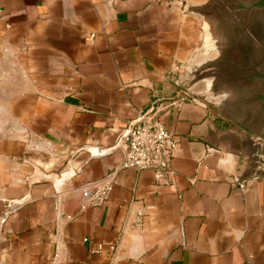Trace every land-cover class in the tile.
Returning <instances> with one entry per match:
<instances>
[{
  "label": "crops",
  "instance_id": "0c3cea01",
  "mask_svg": "<svg viewBox=\"0 0 264 264\" xmlns=\"http://www.w3.org/2000/svg\"><path fill=\"white\" fill-rule=\"evenodd\" d=\"M212 1L0 0V264H264V138L200 97L202 73L180 80ZM153 101L178 137L172 184L118 169L81 209Z\"/></svg>",
  "mask_w": 264,
  "mask_h": 264
},
{
  "label": "water",
  "instance_id": "95a60500",
  "mask_svg": "<svg viewBox=\"0 0 264 264\" xmlns=\"http://www.w3.org/2000/svg\"><path fill=\"white\" fill-rule=\"evenodd\" d=\"M252 2L213 0L194 10L211 16L214 34L223 38L222 55L207 64H220L209 72L221 73L232 89L230 116L264 138V0Z\"/></svg>",
  "mask_w": 264,
  "mask_h": 264
},
{
  "label": "built area",
  "instance_id": "2783aa9c",
  "mask_svg": "<svg viewBox=\"0 0 264 264\" xmlns=\"http://www.w3.org/2000/svg\"><path fill=\"white\" fill-rule=\"evenodd\" d=\"M171 102L175 104L174 100ZM156 103L153 101L148 105L122 133L119 143L123 144L124 155L118 166L79 186L81 209L101 206L108 200L118 169L150 170L157 184H172L175 174L172 159L178 147V137L166 127L156 111ZM143 217L144 212L138 210L133 225L140 227Z\"/></svg>",
  "mask_w": 264,
  "mask_h": 264
},
{
  "label": "rangeland",
  "instance_id": "374dc122",
  "mask_svg": "<svg viewBox=\"0 0 264 264\" xmlns=\"http://www.w3.org/2000/svg\"><path fill=\"white\" fill-rule=\"evenodd\" d=\"M205 17V16H204ZM203 16H201V19L203 23H208V28L206 33L208 35L206 38L201 34V40L199 45V54L200 57L196 61L190 69H184L183 72H181L180 80L182 83H184L185 86H190L195 80H197V77L204 76L203 79L198 80V82L195 85V90L199 93L201 98H205L208 101H210L212 104L216 106V108H221L223 111L224 109L228 108V103L223 102L224 98L226 97L227 93L224 92L225 88L229 89V84L225 85L224 82H221L222 74L219 72H209L210 70L216 69L220 67V64H212L208 65L207 63L214 61L218 59L224 50V46L222 44L223 38L217 34H214V28H215V22L214 19L209 16L204 19ZM203 28V26H202ZM204 28L202 29V32L204 33ZM203 37V38H202ZM206 39V41H205ZM207 78H212V80L219 81L216 86H212V88L206 87V81ZM225 86V87H224Z\"/></svg>",
  "mask_w": 264,
  "mask_h": 264
},
{
  "label": "flooded vegetation",
  "instance_id": "af4514ba",
  "mask_svg": "<svg viewBox=\"0 0 264 264\" xmlns=\"http://www.w3.org/2000/svg\"><path fill=\"white\" fill-rule=\"evenodd\" d=\"M261 2H262V0H254V2H252V4L254 3V6H256V5H259ZM262 56H264V55H262ZM262 69H264V68H262ZM259 76H261L262 79H264V74L259 73Z\"/></svg>",
  "mask_w": 264,
  "mask_h": 264
},
{
  "label": "clouds",
  "instance_id": "9594fccd",
  "mask_svg": "<svg viewBox=\"0 0 264 264\" xmlns=\"http://www.w3.org/2000/svg\"><path fill=\"white\" fill-rule=\"evenodd\" d=\"M0 105H2V104H0Z\"/></svg>",
  "mask_w": 264,
  "mask_h": 264
}]
</instances>
